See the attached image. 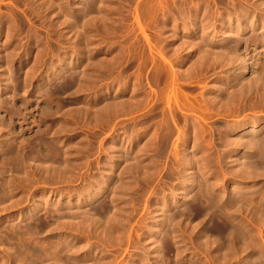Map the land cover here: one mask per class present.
Returning <instances> with one entry per match:
<instances>
[{
    "label": "rangeland",
    "instance_id": "rangeland-1",
    "mask_svg": "<svg viewBox=\"0 0 264 264\" xmlns=\"http://www.w3.org/2000/svg\"><path fill=\"white\" fill-rule=\"evenodd\" d=\"M0 84V264H264V0H0Z\"/></svg>",
    "mask_w": 264,
    "mask_h": 264
},
{
    "label": "bare ground",
    "instance_id": "bare-ground-1",
    "mask_svg": "<svg viewBox=\"0 0 264 264\" xmlns=\"http://www.w3.org/2000/svg\"><path fill=\"white\" fill-rule=\"evenodd\" d=\"M148 3H149V2H148ZM152 3H153V2H152ZM159 3H160V2H159ZM150 4H151V3H150ZM154 4H155V5H153V6H151V7H156V6H157L156 8H158L159 6H161V4H158V3H157L158 5H157L156 3H154ZM147 5H148V4H147ZM151 5H152V4H151ZM92 6H93V5H92ZM92 6H91V7H92ZM91 7H90V8H91ZM149 7H150V6H149ZM149 7L147 6L146 8L148 9ZM151 7H150V8H151ZM197 7H198V6H197ZM92 8H93V7H92ZM159 8H160V7H159ZM176 8H177V7H176ZM153 9L155 10V8H152V10H153ZM89 10H90V9H89ZM149 10H150V9H149ZM145 12H147V11L145 10ZM185 12H186V11H185ZM147 14H148V13H147ZM159 14H160V13H159ZM145 15H146V14H145ZM240 15H241V14H240ZM240 15H239V16H240ZM151 16H152V15H151ZM220 16H221V15H220ZM241 16H243V15H241ZM147 18H148V16H147ZM150 18H151V17H150ZM194 18H195V17H194ZM227 18H228V17H227ZM228 19H229V18H228ZM230 19H231V18H230ZM153 20H154V19H153ZM187 20H189V19L187 18ZM237 20H239V19H237ZM148 21H149V19H148ZM229 21H230V20H229ZM166 22H167V21H166ZM227 22H228V21H227ZM238 22H239V21H238ZM244 23H245V22H244ZM208 24H209V23H208ZM192 26H193V25H192ZM186 27H187V26H186ZM189 27H190V26H189ZM192 28H193V27H192ZM241 28H242V27H241ZM246 28H247V27H246ZM238 29H239V28H238ZM244 30H245V29H244ZM213 31H214V30H213ZM238 32H239V31H238ZM238 32H237V33H238ZM261 32H262V31H261ZM253 33H254V32H253ZM253 33H252V34H253ZM203 34H204V32H203ZM220 35H221V34H220ZM222 35H223V34H222ZM131 36H132V35H131ZM203 36H204V35H203ZM221 37H222V36H221ZM233 37H234V36H233ZM235 37H236V36H235ZM249 37H251V36H249ZM197 39H198V38H197ZM235 39H236V38H235ZM250 39H251V38H250ZM259 39H261V38H259ZM238 40H239V39H238ZM247 40H248V39H247ZM203 41H204V39H203ZM203 41H201V44H204V45H205V43H204ZM244 41H245V40H244ZM261 41H262V40H261ZM189 42H190V41H189ZM191 42H192V41H191ZM202 42H203V43H202ZM236 42H237V41H236ZM239 42H240V40H239ZM250 42H251V41H250ZM253 42H254V41H253ZM259 42H260V41H259ZM208 43H209V42H208ZM201 44H198V45H201ZM209 44H210V43H209ZM232 44H233V43H232ZM235 44H236V43H235ZM255 44H256V43H255ZM227 45H228V44H227ZM236 45H237V44H236ZM203 47H205V46H203ZM206 47H208V46H206ZM229 47H230V46H229ZM233 47H234V46H233ZM233 47L231 46V47L229 48V50H230V49H233ZM133 48H135V47H133ZM234 48H235V47H234ZM207 49H208V51H209L210 48H207ZM227 49H228V48H227ZM133 50H135V49H133ZM136 50H137V49H136ZM205 50H206V49H205ZM229 50H228V51H229ZM206 51H207V50H206ZM214 51H215V50H214ZM216 51H217V50H216ZM226 51H227V50H226ZM232 51H234V50H232ZM236 51H237V49H236ZM122 52H124V51H122ZM125 52H126V51H125ZM201 52H202V50H201ZM201 52L199 51V53H201ZM203 52H204V51H203ZM136 53H137V52H136ZM223 53H224V52H223ZM225 53H227V52H225ZM228 53H229V52H228ZM234 53H235V52H234ZM120 54H122V53H120ZM127 54H128V53H127ZM131 54H132V53H131ZM229 54L232 55L231 53H229ZM235 54H236V56H237V53H235ZM243 54H244V53H243ZM243 54H242V55H243ZM123 55H124V54H123ZM128 55H129V54H128ZM202 55H203V54H202ZM209 55H210V53H209ZM213 55H214V54H213ZM213 55L211 54L210 56H213ZM233 55H234V54H233ZM239 55H241V54H239ZM218 56H219V55H218ZM234 56H235V55H234ZM234 56H233V57H234ZM136 57H138V56H136ZM199 57H200V56H199ZM203 57H204V56H203ZM225 57H226V56H225ZM229 57H230V56L228 55V57L225 58V59H228V60H229ZM132 58H133V56H132ZM152 58H153V57H152ZM208 58H209V57H208ZM211 58H212V57H211ZM211 58H210V59H211ZM220 58H221V57H220ZM223 58H224V57H223ZM223 58H222V60H223ZM230 58H231V57H230ZM234 58H236V57H234ZM246 58H247V57H246ZM126 59H127V58H126ZM232 59H233V58H232ZM232 59H230V63H231V60H232ZM237 59H238V58H237ZM239 59H240V57H239ZM239 59H238V62H240V63L244 60V59H243V60L239 61ZM241 59H242V58H241ZM149 60H150V59H149ZM212 60H214V59H212ZM217 60H220V59L217 58ZM233 60H234L233 63L236 64V63H237V60H236V59H233ZM5 61H6V59H5ZM121 61H122V60H121ZM131 61H132V60H131ZM151 61H152V60H151ZM220 61H221V60H220ZM244 61H245V60H244ZM244 61H243V62H244ZM251 61H252V60H251ZM122 62H123V61H122ZM215 62H216V61H215ZM224 62H225V61H224ZM243 62H242V63H243ZM245 62H246V61H245ZM222 63H223V62H222ZM228 63H229V62H228ZM242 63H241V64H238V63H237V64H238V66H239V65L242 66L240 69L244 72V70L246 69V67H247L248 65H247V66H246V64H245V65H242ZM122 64H123V63H122ZM237 64H236V65H237ZM253 64H254V63H253ZM231 65H232V64H231ZM233 65H234V64H233ZM236 65H235V66H236ZM216 66H217V65H216ZM251 67H252V66H251ZM242 68H243V69H242ZM235 69H236V68H235ZM216 70H217V69H216ZM241 70H239L238 73H240ZM246 70H247V69H246ZM228 71H229V70H228ZM228 71H227V72H228ZM233 71H234V69H233ZM237 71H238V69H237ZM54 72H55V71H54ZM227 72H226V74H227ZM246 72H247V71H246ZM229 73H230V72H229ZM253 73H254V72H253ZM178 74H179V73H178ZM234 74H235V73H234ZM262 74H263V73H262ZM229 75H231V74H229ZM240 75H242V74H240ZM253 75H254V74H253ZM256 75H258V74H256ZM12 76H13V75H12ZM158 76H159V75H158ZM220 76H221V75H220ZM232 76H233V75H232ZM254 76H255V75H254ZM258 76H259V75H258ZM258 76H257V78H258ZM168 77H169V76H168ZM155 78H156V76H155ZM224 78H225V77H224ZM228 78H229V77H228ZM251 78L253 79V76L250 77V79H251ZM259 78H260V77H259ZM162 79H163V78H162ZM172 79H174V77H173ZM172 79H171V80H172ZM240 79H241V78H240ZM244 79H245V78H244ZM250 79L248 78V80H250ZM6 80H7V78H6ZM26 80H27V79H26ZM137 80H138V79H137ZM234 80H235V79H234ZM238 80H239V79H238ZM246 80H247V79H246ZM254 80H255L256 82L259 81V80L257 81L256 78H255ZM162 81H163V80H162ZM166 81H167V80H166ZM173 81H174V80H173ZM175 81H176V80H175ZM218 81H219V80H218ZM255 81H254V82H255ZM7 82H8V81H7ZM25 82H26V81H24V84H25ZM233 82H234V81H233ZM237 82H238V81H237ZM256 82H255V83H256ZM260 82H261V80H260ZM260 82H259V83H260ZM126 83H127V82H126ZM158 83H159V82H158ZM164 83L166 84V82H164ZM169 83H170V81H169ZM218 83H219V82H218ZM245 83H246V81H245ZM248 83H249V82H247V87H249L248 85H250V83H249V84H248ZM251 83H252V80H251ZM255 83H254V85H255ZM259 83H256V84H259ZM170 84H171V83H170ZM177 84H178V83H177ZM234 84H235V83H234ZM234 84H232V85L234 86ZM236 84H237V83H236ZM261 84H262V83H261ZM261 84H260V85H261ZM0 85H1V84H0ZM2 85H3V84H2ZM17 85H18V84H17ZM168 85H169V84H168ZM172 85H173V83H172ZM175 85H176V84H175ZM175 85H173V86H175ZM214 85H215V84H214ZM216 85H217V84H216ZM251 85H252V84H251ZM251 85H250V86H251ZM219 86H220V85H219ZM230 86H231V85H230ZM261 86H262V85H261ZM12 87H13V86H12ZM176 87H177V86H176ZM179 87H180V86H179ZM214 87H215V86H214ZM170 88H171V87H170ZM217 88H218V85H217V87L214 88V89H217ZM219 88H221V87H219ZM233 88H234V87H233ZM237 88H238V84H237ZM241 88H243V87L240 86V90L243 91ZM249 88H251V87H249ZM5 89H6V88H5ZM5 89H4V90H5ZM167 89H169V88L167 87L166 90H167ZM175 89H177V88H175ZM175 89H174V90H175ZM178 89H179V88H178ZM212 89H213V88H212ZM235 89H236V87H235ZM244 89H245V87H244ZM247 89H248V88H247ZM21 90H22V89H21ZM240 90L238 89V90H235V91H240ZM245 90H246V89H245ZM248 90H250V89H248ZM164 91H165V90H164ZM217 91L219 92V90H217ZM220 91H221V89H220ZM222 91H223V90H222ZM226 91H227V90H226ZM228 91H229V90H228ZM233 91H234V90H233ZM178 93H180V92L178 91ZM228 93H229V92H228ZM228 93L226 94V96L228 95ZM231 93H234V92H232V90H231L230 94H231ZM242 93H243V92H242ZM159 94H160V93H159ZM162 94H163V93H162ZM219 94H220V93H219ZM219 94H218V95H219ZM235 94H236V93H235ZM239 94H240V93H239ZM13 95H14V94H13ZM175 95H176V91H175ZM180 95H181V94H180ZM184 95H185V94H184ZM184 95H183V96H184ZM215 95H217V94H215ZM232 95H234V94H232ZM170 96H171V95H170ZM172 96H174V95H172ZM236 96H237V95H236ZM248 96H249V95H246V97H248ZM174 97H175V96H174ZM186 97H187V96H186ZM186 97H185V100H183V102L180 101L181 98H179V99H180V100H179L177 97H175V99L171 98V100H172V99L175 100L174 103L176 102L175 105L177 104V107H181V106H183V107H185V108H187V109L192 110V109H193L192 102L190 101V102H191V103H190V102L187 100L188 98L186 99ZM189 97H190V96H189ZM228 97H229V96H228ZM237 97H238V96H237ZM166 98H167V97H166ZM169 98H170V97H169ZM169 98H168V99H169ZM215 98H216V97H215ZM229 98H230V97H229ZM231 98H232V97H231ZM238 98H240V97H238ZM3 99H4V98H3ZM6 99H7V98H6ZM183 99H184V98H183ZM225 99H226V98H225ZM225 99H223V100H225ZM1 100H2V99H1ZM194 100H195V99H194ZM228 100H229V102H230V99H227V101H228ZM232 100L234 101V99H232ZM169 101H170V100H169ZM139 102H140V101H139ZM172 102H173V101H172ZM181 102H182V103H181ZM194 102H195V101H193V103H194ZM198 102H199V101H198ZM213 102H214V99H213ZM119 103H120V102H119ZM119 103H117V104H119ZM122 103H123V102H122ZM125 103H126V102H125ZM129 103H130V102H129ZM195 103H197V102H195ZM210 103H211V102H210ZM218 103H219V102H218ZM218 103H217V104H218ZM223 103H224V102H223ZM223 103H221V104H223ZM109 104H110V103H109ZM120 104H121V103H120ZM139 104H140V103H139ZM171 104H172V103H171ZM230 104H231V103H230ZM248 104H249V103H248ZM111 105H112V104H111ZM111 105H110V106H111ZM122 105H123V104H122ZM178 105H179V106H178ZM194 105H195V104H194ZM211 105H212V103H211ZM219 105H220V104H219ZM22 106H23V105H22ZM110 106H109V107H110ZM114 106H115V104H114ZM119 106H120V105H119ZM126 106H127V105H126ZM130 106H131V105H130ZM136 106H137V105H136ZM195 106H196V105H195ZM198 106H199V105H198ZM198 106H196V107L198 108ZM216 106H217V105H216ZM221 106H222V105H221ZM175 107H176V106H175ZM106 108H107V106H106ZM116 108H118V107H116ZM124 108H125V107H124ZM127 108H128V107H127ZM194 108H195V107H194ZM197 108H196V109H197ZM224 108H226V107H223V109H224ZM107 109H108V108H107ZM132 109H133V108H132ZM173 109H174V108H173ZM181 109H182V107H181ZM187 109H186V110H187ZM199 109H200V108H199ZM108 110H109V109H108ZM111 110H112V109H111ZM118 110H119V109H118ZM217 110H218V109H217ZM126 111H127V109H126ZM172 111H173V110H172ZM172 111H171V112H172ZM120 112H122V111H120ZM226 112H227V111H226ZM12 114H13V113H12ZM117 114H118V113H117ZM1 118H2V117H1ZM254 118H255V117H254ZM3 119H4V118H3ZM169 120H170V118H169ZM196 121H198V120H196ZM256 121H257V120H256ZM2 122H3V121H2ZM169 122H170V121H169ZM241 122H242V120H241ZM171 123H172V122H171ZM252 123H253V122H252ZM0 124H1V121H0ZM2 124H3V126H4V122H3ZM10 124H11V123H10ZM229 124H230V122H229ZM235 124H236V122H235ZM235 124H234V125H235ZM238 124H239V123H238ZM238 124H236V125H238ZM6 125H7V124H6ZM227 125H228V124H227ZM242 126H243V125H242ZM244 126H245V124H244ZM1 127H2V126H1ZM232 127H233V126H232ZM257 127H259V126L256 125V124H255V125H252L251 131H254V132H257V133H258V132L260 131L261 126H260L259 129H258ZM5 128H6V126H5ZM226 128H227V127H226ZM248 128H249V127H248ZM262 128H263V127H262ZM0 129H1V128H0ZM3 129H4V128H3ZM6 129H7V128H6ZM8 129H9V127H8ZM199 129H200V128H199ZM226 130H227V129H226ZM237 130H238V129H237ZM248 130L250 131V129H248ZM224 131H225V130H224ZM262 131H263V129H262ZM5 132H6V131H5ZM244 132H245V131H244ZM229 134H230V133H229ZM239 134H240V133H239ZM241 134H242V133H241ZM244 134H245V133H244ZM248 134H249V133H248ZM251 135H252V134H251ZM255 135H256V134H255ZM60 136H61V135H60ZM244 136H245V135H244ZM252 136H253V135H252ZM247 137H248V135H247ZM263 137H264V136H263ZM50 138L52 139V136H51ZM53 138H54V137H53ZM253 138H254V137H253ZM261 138H262V137H261ZM261 138H258V139L261 140ZM3 139H4V138H3ZM5 139H6V138H5ZM235 139H236V138H235ZM240 139H242V138L240 137ZM254 139H255V138H254ZM258 139H256L257 141H254L255 143L257 142V145H258V143H261V142H258ZM263 139H264V138H262V141H263ZM47 140H48V139H47ZM47 140H46V141H47ZM52 140H53V139H52ZM233 140H234V139L230 140V143H234V142H231V141H233ZM248 140H250V139H248ZM46 141H45V142H46ZM225 141H226V140H225ZM234 141H235V140H234ZM0 142L2 143L3 141H0ZM4 142H5V141H4ZM53 142H55V141H53ZM228 142H229V141H228ZM228 142H227V143H228ZM241 142L243 143L244 140H243V141L241 140ZM252 142H253V141H251V143H252ZM263 142H264V141H263ZM230 143H229V144H230ZM235 143H236V141H235ZM245 143H246V142H244L243 145H244ZM5 144H6V143H5ZM48 144H49V143H48ZM248 144H249V143H248ZM253 144H254V143H253ZM253 144H251V145H253ZM1 145H2V144H1ZM3 145H4V144H3ZM232 145L235 146L236 144H231V146H232ZM237 145H238V144H237ZM237 145H236V146H237ZM239 145H240V144H239ZM245 145H247V144H245ZM257 145H253V146H255V149L257 148V147H256ZM261 145H263V143H262ZM261 145H258V146H261ZM47 146H48V145H47ZM227 146H228V145H227ZM231 146H230V147H231ZM253 146H252V147H253ZM22 147H23V146H22ZM120 147H121V146H120ZM244 147H246V146H244ZM247 147H249V146H247ZM247 147H246L245 149H247ZM261 147H262V146H261ZM109 148H110V147H109ZM231 148H232V147H231ZM7 149H8V148H7ZM227 149H228V148H227ZM249 149H251V148H249ZM249 149H248V150H249ZM257 149H258V148H257ZM263 149H264V148H263ZM39 150H40V149H39ZM248 150H247V151H248ZM258 150H259V149H258ZM260 150H261V149H260ZM260 150H259V151H260ZM237 151H238V150H237ZM186 152H187V151H186ZM243 152H244V151H243ZM36 153H37V152H36ZM14 154H15V153H14ZM60 154H61V153H60ZM10 155H11V154H10ZM52 156H53V155H52ZM57 156H58V155H57ZM187 156H188V155H187ZM194 156H195V155H194ZM233 156H234V155H233ZM250 156H254V155H250ZM37 157H38V156H37ZM189 157H191V156H189ZM8 158H9V157H8ZM186 158H187V157H186ZM186 158H185V159H186ZM224 158H226V157H224ZM233 158H234V157H233ZM233 158H232V159H233ZM18 159H19V158H18ZM135 159H136V158H135ZM185 159H184V160H185ZM195 159H196V158H195ZM256 159H257V158H256ZM57 160H58V159H57ZM186 160H187V159H186ZM188 160H189V159H188ZM233 160H235V158H234ZM60 161H61V160H60ZM229 161H230V160H229ZM240 161H241V160H240ZM254 161H255V160H254ZM37 162H38V161H37ZM191 162H192V161H191ZM230 162H231V161H230ZM235 162H236V160H235ZM243 162H244V161H243ZM20 163H21V162H20ZM38 163H39V162H38ZM227 163H228V162H227ZM231 163H232V162H231ZM237 163H240V162H237ZM237 163H236V164H237ZM2 164H3V163H2ZM65 164H66V163H65ZM234 164H235V163H234ZM236 164H235V165H236ZM241 164H244V163H242V161H241ZM249 164H250V163H249ZM256 164H258V163H256ZM0 165H1V164H0ZM55 165H56V164H55ZM58 165H59V164H58ZM60 165H61V164H60ZM60 165H59V166H60ZM23 166H25V165H23ZM51 166H52V165H51ZM53 166H54V165H53ZM53 166H52V167H53ZM106 166H107V165H106ZM106 166H105V167H106ZM114 166H115V165H114ZM237 166H238V165H236V167H237ZM242 166H243V165H242ZM242 166H241V167L239 166V167L243 169ZM244 166H245V164H244ZM257 166H258V165H256V167H257ZM253 167H255V166H253ZM257 168H258V167H257ZM22 169H23V168H22ZM50 169H51V168H50ZM107 169H108V168H107ZM109 169H110V168H109ZM238 169H239V168H238ZM251 169H253L252 166H251ZM251 169H250V170H251ZM254 169H255V168H254ZM254 169H253V170H254ZM24 170H25V169H24ZM48 170H49V168H48ZM52 170H53V169H52ZM112 170H113V169H112ZM246 170H249V169H246ZM250 170H249V171H250ZM59 171H60V170H59ZM240 171H241V169H240ZM243 171H244V170H243ZM28 172H29V171H28ZM241 172H242V171H241ZM26 173H27V172H26ZM109 173H110V172H109ZM243 173H244V172H243ZM246 173H247V172H246ZM246 173H244V174H246ZM102 174H103V172H102ZM12 175H13V174H12ZM101 176H102V175H101ZM104 177H105V175H104ZM192 177H193V176H192ZM102 178H103V177H102ZM104 179H105V178H104ZM97 180H98V179H97ZM109 180H110V179H109ZM99 181H100V180H99ZM105 181H106V180H105ZM102 182H103V181H102V179H101V183H102ZM99 183H100V182H99ZM96 184H97V183H96ZM100 185H102V184H100ZM100 185H99V187H101ZM92 186H93V185H92ZM103 188H104V187H103ZM94 189H95V188H94ZM94 189H93V190H94ZM99 189H100V188H99ZM95 190H97V189H95ZM86 191H87V190H86ZM89 191H90V190H89ZM91 191H92V190H91ZM97 191H98V190H97ZM103 191H104V189H103ZM113 191H114V190H113ZM94 193H95V192H94ZM99 193H100V192H99ZM79 195H80V194H79ZM90 195H91V194H90ZM95 195H96V194H95ZM99 195H100V194H99ZM99 195H98V196H99ZM80 196H82V195H80ZM86 196H87V195H86ZM92 196H93V195H92ZM92 196H91V198H92ZM13 197H14V196H13ZM65 197H66V196H65ZM83 197H84V196H83ZM78 198H80V197L78 196ZM81 198H82V197H81ZM81 198H80V199H81ZM87 198H89V196H88ZM83 199H84V198H83ZM44 200H45V199H44ZM59 200H60V199H59ZM78 200H79V199H78ZM49 201H50V200H49ZM92 201H93V200H92ZM38 202H39V201H38ZM38 202H37V203H38ZM41 202H44L45 205L48 204L47 200H46V201H41ZM76 203H77V202H76ZM79 203H80V201H79ZM163 203H164V202H163ZM58 204H59V203H58ZM72 204H73V203H72ZM161 204H162V202H161ZM45 205H44V206H45ZM78 205H79V204H78ZM99 205H100V204H99ZM101 205H102V204H101ZM164 205H165V204H164ZM71 206H72V205H71ZM41 208H42V207L40 206V203H38V205H34L32 211L29 210V211L31 212V213L29 212L30 216H32V217H34V218H35V216L37 217V215L41 212ZM104 208H105V207H104ZM163 208H165V207H163ZM61 209H62V208H61ZM106 209H107V208H106ZM106 209H105V210H106ZM67 210H68V209H67ZM164 210H165V209H164ZM64 211H65V210H64ZM68 211H69V210H68ZM68 211H67V212H68ZM75 211H76V210H75ZM97 211H98V210H97ZM99 211H100V210H99ZM77 212H79V211H77ZM85 212H86V211H85ZM88 212H89V211H88ZM101 212H102V211H100V213H101ZM162 212H163V211H162ZM81 213H82V211H81ZM83 213H84V211H83ZM96 213H97V212H96ZM96 213H94V214H96ZM100 213H99V214H98V213L96 214V219H97V220L99 219V218H97V216L100 215ZM106 213H107V212H106ZM106 213H105V214H106ZM163 213H164V212H163ZM60 214H61V211H60ZM60 214H59L58 216H60ZM68 214H69V212H68ZM71 214H72V212H71ZM74 214H75V213H74ZM78 214H80V213H78ZM94 214L92 213V215L94 216L93 218L95 219V215H94ZM105 214H104V216H105ZM165 214H166V213H165ZM64 215H65V214H64ZM75 215H76V214H75ZM81 215H82V214H81ZM81 215H80L79 217H81ZM85 215H87V214H85ZM85 215H84V217H85ZM90 215H91V214H88L89 217H90ZM92 215H91V216H92ZM106 215H107V214H106ZM23 216H24V215H23ZM23 216H22V217H23ZM38 216H39V215H38ZM66 216H68V215L66 214ZM77 216H78V215H77ZM112 216H113V215H112ZM25 217H26V216H25ZM32 217H31V218H32ZM72 217H73V216H72ZM74 217H75V216H74ZM74 217H73V218H74ZM102 217H103V214L101 213V218H102ZM163 217H164V216H163ZM166 217H167V215H166ZM166 217H165V218H166ZM31 218H29V219H31ZM38 218H39V217H38ZM57 218H58V217H57ZM59 218H61V216H60ZM59 218H58V219H59ZM70 218H71V217H70ZM77 218H78V217H77ZM81 218H82V217H81ZM81 218H80L79 220H81ZM29 219H28V220H29ZM61 219H62V218H61ZM83 219H86V220H87L88 217H87V218H83ZM89 219H90V218H89ZM33 220H34V219H33ZM33 220H32V223L35 225V220H34V221H33ZM40 220H41V219H40ZM45 220H47V219H45ZM53 220H54V218H53ZM79 220H78V221H79ZM90 220L93 221L92 217H91ZM99 220H100V219H99ZM163 220H164V219H163ZM36 221H37V219H36ZM41 221H42V220H41ZM41 221H40V222H41ZM57 221H59V220H56V222H55V223H56V226H57V227H58V225L61 226L62 224H60V222H57ZM72 221H73V223H76V222H74L73 219H72ZM81 221H82V220H81ZM84 221H85V220H83L82 222H84ZM92 221L89 223V220H88V223L91 224ZM30 222H31V220H30ZM46 222H47V221H46ZM61 222H62V221H61ZM69 222H71V220H69ZM69 222H66V223L64 222V224H66L67 227L70 226V225L73 226V223L71 222L70 225H69ZM82 222H81V224H82ZM86 222H87V221H86ZM97 222H98V223L100 222L101 224L99 223V225L102 226V222H101V221H97ZM97 222H95L96 226L98 225ZM25 223H26V218H25ZM57 223H59V224H57ZM62 223H63V222H62ZM67 223H68V224H67ZM77 223H78V222H77ZM77 223H76V225L80 224V223H78V224H77ZM84 223H85V222H84ZM28 224H29V223H28ZM28 224H27V226H28ZM43 224H45V223H44V220H43ZM43 224H42V226H43ZM64 224H63V225H64ZM29 225H31V224H29ZM38 225H39V224H38ZM40 225H41V224H40ZM40 225H39V226H40ZM46 225H47V224H46ZM46 225H44V226H46ZM63 225H62V226H63ZM66 225H64V226H66ZM84 225H85V224H84ZM99 225H98V226H99ZM162 225H163V224H162ZM32 226H33V225H32ZM35 226H36V225H35ZM62 226H61V227H62ZM224 226H225V225H224ZM61 227H60V229H62ZM160 227H161V226H160ZM27 228H28V227H27ZM34 228H35V227H33V229H34ZM63 228H64V227H63ZM88 228H90V226H89ZM101 228L103 229V227H101ZM162 228H163V227H162ZM33 229H32V230H33ZM67 229H68V228H67ZM67 229H66V230H67ZM69 229H70V228H69ZM223 229H224V227H223ZM228 229H229V228H228ZM70 230H71V229H70ZM97 230H98V229H97ZM217 230H218V229H217ZM218 232H219V231H218ZM222 233H223V232H222ZM30 234H31V233H30ZM220 234H221V233H220ZM45 236H46V235H45ZM99 240H100V239H99ZM158 242H159V244H161L160 241H158ZM27 245H28V244H27ZM156 245H157V242H156ZM157 246H158V245H157ZM160 246H161V245H160ZM83 247H84V246H83ZM91 247H92V246H91ZM155 247H156V246H155ZM155 247H154V248H155ZM161 247H162V246H161ZM161 247H160V249H161ZM156 248H158V247H156ZM161 251H162V250H161ZM154 252H155V251H154ZM156 252H158V251L156 250ZM156 254H157V253H156ZM156 254H155V255H156ZM44 255H45V253H44ZM153 256H154V255H153ZM157 256H158V255H157ZM155 257H156V256H155ZM158 257H159V256H158ZM162 257H163V256H161L160 260L162 259ZM156 258H157V257H156ZM55 259H56V258H55ZM57 260L59 261V257L57 258ZM57 260H55V261H57ZM155 260H156V259H155ZM160 260L158 259V261H160ZM61 261H62V260H61ZM68 261H69V260H68ZM52 262H53V261H52ZM69 262H70V261H69ZM154 262H155V261H154ZM244 262H245V261H244ZM24 263H25V262H24ZM55 263H56V262H55ZM55 263H52V264H55ZM57 263H59V262H57ZM73 263H75V262H73ZM242 263H243V262H242ZM147 264H148V263H147ZM153 264H154V263H153ZM157 264H159V263H157Z\"/></svg>",
    "mask_w": 264,
    "mask_h": 264
}]
</instances>
